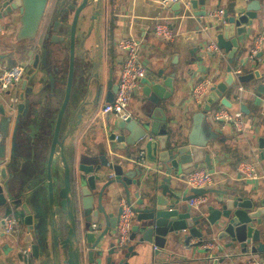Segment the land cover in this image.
<instances>
[{
  "label": "water",
  "instance_id": "1",
  "mask_svg": "<svg viewBox=\"0 0 264 264\" xmlns=\"http://www.w3.org/2000/svg\"><path fill=\"white\" fill-rule=\"evenodd\" d=\"M49 2L50 0H0L1 35H9L18 23L19 28L14 36L16 41L34 38L41 29ZM102 2L103 0H63L61 2L65 4L61 11L63 18L54 20L51 17L45 27L44 40L52 28L58 36L51 35V42L57 44L64 42V36L68 31L67 78L46 160L45 209H42L37 192L32 187L31 175L25 178L26 184L20 192H12L9 189L8 180L11 174L8 175L7 172L10 164L7 166L5 158V139L10 124L16 127L20 122V116L27 117L28 112L31 113L38 103L39 96L45 90V79L48 80L49 91L55 88V72L58 70L60 49H53L52 65L46 61V48L43 49L42 58L35 53L32 59L29 54L30 59L27 61L29 67L25 71L23 86L17 94L16 102L0 103V208L3 207L6 212L19 214L25 228L22 242L29 245L31 257L36 259L40 256L41 264H46V250L50 247L54 264H130L128 258L135 255L136 245L151 244L155 247V252L168 243L178 241L186 247L190 245L197 247L204 237L214 232L219 240L229 239L225 246L236 243L241 252H263L264 187L255 194L245 197L235 192L229 195L225 190L210 185L202 188L189 187L185 182L186 175L197 168L199 163H203L210 173L213 172L212 158L206 149L209 140L215 138L216 134L209 131L204 137H199L201 118H204L201 112L193 115V124L189 132H183L181 129L175 133L169 131L166 113L159 104L166 101L174 91L176 55L173 56L171 65L159 66L153 69L151 74H146L140 79L145 98L139 113L132 114L126 119L117 117L105 120L104 123L108 127L106 141L87 148L78 156L77 174L74 175L73 167L67 161L63 143L59 139V128L70 98L78 19L86 9H90L88 20L96 21L100 15ZM188 2L196 16L206 15L205 8L197 9L198 4L204 5L205 0ZM180 3L172 2L166 6L178 10ZM262 4V0H252L246 4L244 12L233 14L223 10L224 22L216 34V44L219 49L226 52L229 64L226 66L225 76L211 86L204 103L200 105L203 110L209 111L217 100L221 105L230 107L231 104L222 95L223 92L232 86L235 80L241 83L259 76L257 70L234 75L230 63L237 50L238 41L246 32L247 25L251 23L250 19L255 17L257 10L262 9ZM71 12L72 17L67 24L68 14ZM66 27V31H63ZM260 55L261 52L256 53V57ZM2 58L4 55H0V59ZM197 61L200 62L201 58H197ZM94 78L95 97L86 101L90 84L87 82L83 89L84 98L75 110L74 116L79 120L87 112L86 105L91 111L96 107L104 85L106 88L104 101L110 102L116 91V84L111 76L105 84L102 80L98 81L97 73L94 74ZM263 89L264 86L260 84L258 90ZM262 142L263 138H260L259 147H263ZM137 144L146 151L150 161L156 162L151 185L144 196L145 201L138 191L130 192L131 186L139 184L137 177L143 170L139 167L124 169L115 154V150H125ZM55 162L60 163V171L53 167ZM135 162L139 164L138 156ZM116 185L121 188L125 201L135 215L129 236L133 243L124 247L118 246L116 240L115 242L110 240L115 236V226L121 212L120 206L114 211L108 209L116 199ZM205 194H222L228 197L211 196L200 202L193 210L188 201ZM132 196L136 198L134 203L131 200ZM181 203L184 208L180 206ZM0 222L2 223V219ZM47 228L51 236L49 243L45 239ZM193 237L197 238V241L191 243ZM19 252L23 257L26 254L23 250ZM25 258H22L23 261L27 260ZM224 258L215 254L211 258V264H226Z\"/></svg>",
  "mask_w": 264,
  "mask_h": 264
},
{
  "label": "crops",
  "instance_id": "2",
  "mask_svg": "<svg viewBox=\"0 0 264 264\" xmlns=\"http://www.w3.org/2000/svg\"><path fill=\"white\" fill-rule=\"evenodd\" d=\"M62 1L50 0L41 29L32 39L20 41L14 39L19 28L18 23L15 24L13 31L9 35L7 34L8 36L1 35L2 29L0 30V55H4V58L0 59V70L20 62H27L30 57L33 59L35 53H38L39 58H42L44 48L47 50L46 61L52 65L53 49H60L57 61L58 70L55 72V88L53 91H49L48 80L45 79V90L39 96L38 103L33 107L31 113L28 112L27 117L20 116V122L16 127L14 124H10L5 139V158L8 162L7 166L10 164L7 172L8 175L11 174L8 180L9 189L12 192H20L26 184L25 178L31 175L32 187L37 192L42 209L46 208L47 198L44 182L46 160L57 113L64 95L68 71V31L64 36V42L60 44L51 42V35L58 36V33L54 32L52 28H50L46 40H44V32L49 18L52 17L54 20L63 18L62 12L57 11L59 7L60 9L64 8L65 4L61 3ZM188 1L181 2L179 9L174 10L171 6L162 7L158 0H103L100 15L96 21L88 20V16L91 14L90 9H86L79 17L75 31L70 98L59 128V139L63 143L64 154L73 167L74 175L77 174L78 156L87 148L106 141L108 127L104 122L106 119L115 118L110 114L99 113L102 105L106 103L104 101L105 85L102 87L96 107L91 111L86 105L87 112L80 120L74 116L79 102L84 98V85L90 82L86 95V101H88L92 100L96 94L94 74L97 73L98 81L102 80L104 84L111 76L112 81L116 84L121 67L116 41L119 37L131 35L141 42L140 56L146 74H151L152 70L159 66L171 65V60L176 55L174 91L166 101L159 105L166 113L171 133L178 132L179 129L189 132L193 124V115L196 112L203 113L204 118H201L199 137H204L209 131L216 134L215 138L209 140L206 149L212 158V175L215 181L212 187L225 190L229 195L235 192L245 197L255 194L264 187V89L258 90L260 84L264 86V12L259 9L256 11L255 17L250 19L251 23L247 25L246 32L238 41L237 50L230 63L232 72L240 70L238 74H246L257 70L259 76L253 77L247 82L240 83L235 80L232 86L222 94L231 104L230 107H227L229 110L242 112L243 129L238 131L228 124L213 119L214 111L221 106L219 100L211 105L209 111H205L191 100L190 90L194 83L202 79L211 78L214 82H219L225 76L226 66L229 64L223 49L219 52L206 50V45L211 41L216 42V34L221 30L224 22L223 19L218 20L215 16H210L209 12L219 8L226 10L228 14L244 12L246 4L252 0H205L204 5L198 4L197 6V9L205 8L207 12L205 16L200 17L194 14V9L191 8ZM262 1L264 3V0ZM71 17L72 12L68 14L67 24L70 23ZM156 22L169 24L174 34L172 40L166 41L154 34L153 28ZM66 29L67 27L63 31ZM257 38H261L257 50V52H261V55L256 57L255 54L253 58H250L249 51L255 45ZM29 54H31L30 57ZM197 58H201V61H197ZM28 67L29 65L26 70ZM23 81L24 76L18 83L17 94L21 91ZM238 86H242V91H238ZM84 93L86 94L85 90ZM238 93L240 99H236ZM144 98L141 85H139L129 102L128 110L131 114L139 113ZM6 99L7 94L0 96V103L3 101L8 103ZM241 106L244 107L241 108ZM260 138H263V147H259ZM140 150L143 148L137 144L135 147H128L125 150H115V154L117 161L122 163L124 169L139 167L143 170L142 174L137 177L139 184L131 186L130 192L138 191L145 201L146 197L144 196L151 185L156 162L150 161L146 156V151L143 150L144 164H137L135 159ZM243 160L254 163L258 178H244L238 170V164ZM53 167L57 171L61 169L59 162H55ZM199 167L206 168L203 163H199ZM116 191V199L108 206L111 211H114L124 198L119 185H116ZM205 196L207 199L211 196L228 197V195L222 194H205ZM131 200L134 203L136 198L132 196ZM180 206L184 208L183 203ZM196 206L192 205L191 208L194 210ZM6 214H13L19 218V232L15 236L0 232L2 264H41V257L32 258L29 245L22 242L25 228L19 214L6 212L1 207L0 220ZM134 219L135 215H133L132 225ZM1 224L0 222V227ZM45 239L48 243L50 242L51 236L48 228ZM110 240L115 242V236H112ZM228 240V238L217 239L214 232L212 235L204 237L197 247L192 245L186 247L178 241L177 243H168L156 252L153 245L143 243L134 247L136 253L130 256L128 261L130 264H211L212 256L217 254L225 257L224 263L226 264H246L250 259L261 258L264 253V251L241 252L236 243L225 246ZM190 241L193 243L197 241V238L193 237ZM206 241L213 242V247L207 252L204 251L206 248L202 246ZM132 243L133 241L129 240L125 246ZM19 250L26 253L24 255L26 261H23L24 257ZM46 255V264H54L50 247L46 250Z\"/></svg>",
  "mask_w": 264,
  "mask_h": 264
},
{
  "label": "built area",
  "instance_id": "3",
  "mask_svg": "<svg viewBox=\"0 0 264 264\" xmlns=\"http://www.w3.org/2000/svg\"><path fill=\"white\" fill-rule=\"evenodd\" d=\"M183 2L187 0H158L159 4L164 7L168 3L172 2ZM262 10L264 12V3L262 4ZM210 16H215L218 20H224L223 9H217L209 12ZM154 34L166 41L173 39V30L169 24L164 22H156L153 28ZM261 38H257L255 45L249 51V57L253 58L258 50V43ZM116 46L120 53V73L118 80L116 82V91L110 102H106L102 105L100 109V114H110L115 118L121 117L123 119L131 116V112L128 110L129 102L135 90L140 85V79L146 75V69L141 62V42L131 35H125L119 37L116 41ZM206 50L217 51L221 49L217 46L215 41H211L206 45ZM27 68V62H20L9 68H3L0 70V96L7 94V102L15 103L17 100V87L20 80L23 78ZM240 70H235L233 73L237 75ZM214 82L211 78L202 79L194 83L190 90V98L193 102L202 105L205 101L207 94L210 91ZM242 86H238V91H242ZM236 99H240V94L238 93ZM221 105V104H220ZM213 119L217 122L223 124H228L234 129L241 131L243 129V115L240 110L231 111L227 107L221 105L219 109L214 111ZM1 138V132H0ZM144 151L140 150L138 152V163L144 164ZM1 162V160H0ZM239 172L244 176V178H258L257 168L254 163L243 160L238 164ZM186 184L189 187L202 188L207 185L213 186L215 184L212 173H210L206 168L197 167L193 169L186 175ZM206 200L205 195H200L194 197L188 201L189 205H198L200 202ZM119 206L121 207V212L118 216V221L115 226V240L116 244L120 247H124L129 239L131 226L133 222V211L130 205L127 204L123 198ZM19 218L13 214H6L2 217V224L0 227V232L5 235L15 236L19 232ZM97 227L96 224H93ZM202 246L207 250L213 247L212 241L203 242ZM211 257V256H209ZM213 257V256H212ZM264 253L259 259H250L246 264H263ZM0 264L2 261L0 259Z\"/></svg>",
  "mask_w": 264,
  "mask_h": 264
},
{
  "label": "flooded vegetation",
  "instance_id": "4",
  "mask_svg": "<svg viewBox=\"0 0 264 264\" xmlns=\"http://www.w3.org/2000/svg\"><path fill=\"white\" fill-rule=\"evenodd\" d=\"M61 9H63V8H61ZM61 9H60V7H59V8L57 9V11H58V12H61V11H62Z\"/></svg>",
  "mask_w": 264,
  "mask_h": 264
}]
</instances>
